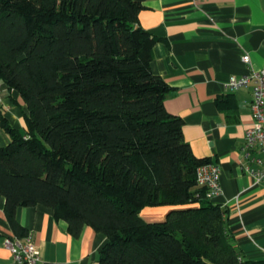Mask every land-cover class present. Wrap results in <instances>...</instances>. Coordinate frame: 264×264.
Masks as SVG:
<instances>
[{
	"label": "trees",
	"instance_id": "1",
	"mask_svg": "<svg viewBox=\"0 0 264 264\" xmlns=\"http://www.w3.org/2000/svg\"><path fill=\"white\" fill-rule=\"evenodd\" d=\"M146 0H0V81L28 107L27 136L0 112V196L15 236L19 208L53 210L68 232L107 237L97 264H264L244 260L228 211L197 185L198 159L151 69ZM168 208L157 223L146 208Z\"/></svg>",
	"mask_w": 264,
	"mask_h": 264
},
{
	"label": "crops",
	"instance_id": "2",
	"mask_svg": "<svg viewBox=\"0 0 264 264\" xmlns=\"http://www.w3.org/2000/svg\"><path fill=\"white\" fill-rule=\"evenodd\" d=\"M139 27L157 42L151 69L169 86L167 111L184 122L183 137L198 159L221 169L222 193L211 200L228 211L226 226L244 260L264 261V181L244 168L246 130L252 124L253 84L229 90L233 76L264 68V0H146ZM249 55V64L243 56ZM0 112L8 124L27 136L29 110L19 93L0 81ZM10 137L0 125V148ZM250 165V164H249ZM0 196V264H15L5 247L13 233ZM168 208H146L149 223L165 219ZM18 223L33 237L42 264H97L107 237L84 227L79 237L68 232L45 206L19 208ZM27 234V235H28Z\"/></svg>",
	"mask_w": 264,
	"mask_h": 264
},
{
	"label": "built area",
	"instance_id": "3",
	"mask_svg": "<svg viewBox=\"0 0 264 264\" xmlns=\"http://www.w3.org/2000/svg\"><path fill=\"white\" fill-rule=\"evenodd\" d=\"M242 60L244 64H249V55H244ZM250 84H253L252 124L246 130L242 150L244 160L250 164L245 166V172L259 183L264 181V68L249 76H233L226 87L229 90H238ZM220 174V167L213 163L202 165L197 170V185L206 188L209 200L222 193ZM5 247L12 254L15 264H42L37 246L29 234L23 238L8 237L5 240Z\"/></svg>",
	"mask_w": 264,
	"mask_h": 264
}]
</instances>
